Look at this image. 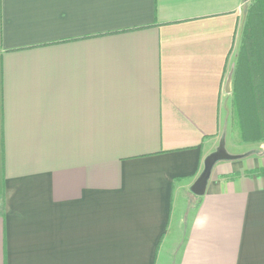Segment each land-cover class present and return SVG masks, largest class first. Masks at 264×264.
<instances>
[{
  "label": "crops",
  "instance_id": "1",
  "mask_svg": "<svg viewBox=\"0 0 264 264\" xmlns=\"http://www.w3.org/2000/svg\"><path fill=\"white\" fill-rule=\"evenodd\" d=\"M253 1L0 0V264H264Z\"/></svg>",
  "mask_w": 264,
  "mask_h": 264
},
{
  "label": "water",
  "instance_id": "2",
  "mask_svg": "<svg viewBox=\"0 0 264 264\" xmlns=\"http://www.w3.org/2000/svg\"><path fill=\"white\" fill-rule=\"evenodd\" d=\"M232 73L229 72L224 84L225 92L230 91ZM242 155L231 154L225 148V137L222 136L215 149L207 154L203 159L202 170L190 186V191L196 196H202L205 192L213 166L220 161H231L240 159Z\"/></svg>",
  "mask_w": 264,
  "mask_h": 264
},
{
  "label": "rangeland",
  "instance_id": "3",
  "mask_svg": "<svg viewBox=\"0 0 264 264\" xmlns=\"http://www.w3.org/2000/svg\"><path fill=\"white\" fill-rule=\"evenodd\" d=\"M253 3V2H252ZM251 3V4H252ZM251 5H249L250 7ZM248 7V8H249ZM264 25L262 26H258L257 25V21L256 20H253L252 22V27L257 31L256 28H261L263 27ZM262 32H264L262 30ZM255 33V32H254ZM258 36V39L260 40V36ZM263 37V34L261 36V39ZM264 38V37H263ZM258 45L261 47V45L263 46V40L261 42H258ZM259 68L261 69L260 71H264V62H261L259 63ZM259 75V74H258ZM260 78H261V82L262 84L264 83V72L260 73ZM264 85V84H263ZM262 93V96H261V100H262V105L264 107V87H263V91L261 92ZM243 118L242 120H240V125H241V134H242V137L240 138L241 140H239V142L241 141L242 143H246L245 146L249 145L250 144H255V142L260 145L262 143H264V130L263 128L261 129L260 125L256 124L255 122L253 121H248L247 119H245L247 116L246 115H242ZM259 122V121H258ZM255 125L257 127V129H255ZM229 139L232 141L234 140L233 137L229 136ZM230 140H226V144H225V148L226 150L229 152V153H233V154H236V151H240L241 146L243 145H238V144H234L232 145L230 143ZM236 141V139H235ZM257 145V146H258ZM247 146L245 148H247ZM253 148V147H252ZM231 151V152H230Z\"/></svg>",
  "mask_w": 264,
  "mask_h": 264
},
{
  "label": "trees",
  "instance_id": "4",
  "mask_svg": "<svg viewBox=\"0 0 264 264\" xmlns=\"http://www.w3.org/2000/svg\"><path fill=\"white\" fill-rule=\"evenodd\" d=\"M253 20L257 21V25L259 27L264 25V2H263V0H254L253 3L251 4V6L248 8L246 23H245L244 28L247 31V32H245V34L247 35V38L249 37L250 39H252L254 32L256 35H262L263 34V36H264V32H262V30L264 31V26L261 28H256L257 29V31H256L252 27ZM244 43L246 44V38H245ZM256 107L259 111L258 125H260L261 129L263 128V130H264V107L260 105L259 101H257Z\"/></svg>",
  "mask_w": 264,
  "mask_h": 264
}]
</instances>
